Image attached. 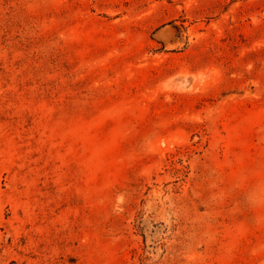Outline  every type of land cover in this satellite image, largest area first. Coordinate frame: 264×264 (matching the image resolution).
<instances>
[{
  "label": "rangeland",
  "instance_id": "obj_1",
  "mask_svg": "<svg viewBox=\"0 0 264 264\" xmlns=\"http://www.w3.org/2000/svg\"><path fill=\"white\" fill-rule=\"evenodd\" d=\"M0 264H264V0H0Z\"/></svg>",
  "mask_w": 264,
  "mask_h": 264
}]
</instances>
